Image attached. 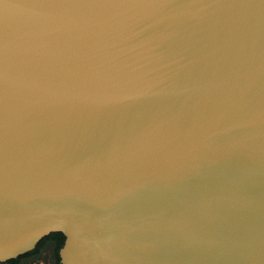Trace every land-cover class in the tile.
<instances>
[{"label": "water", "instance_id": "water-1", "mask_svg": "<svg viewBox=\"0 0 264 264\" xmlns=\"http://www.w3.org/2000/svg\"><path fill=\"white\" fill-rule=\"evenodd\" d=\"M264 264V0H0V264Z\"/></svg>", "mask_w": 264, "mask_h": 264}, {"label": "flooded vegetation", "instance_id": "flooded-vegetation-1", "mask_svg": "<svg viewBox=\"0 0 264 264\" xmlns=\"http://www.w3.org/2000/svg\"><path fill=\"white\" fill-rule=\"evenodd\" d=\"M58 246H59L58 240L50 237L44 241V248L39 256L26 258L24 261H26V263H29L32 260L45 259L47 264H59V260L57 256Z\"/></svg>", "mask_w": 264, "mask_h": 264}, {"label": "trees", "instance_id": "trees-1", "mask_svg": "<svg viewBox=\"0 0 264 264\" xmlns=\"http://www.w3.org/2000/svg\"><path fill=\"white\" fill-rule=\"evenodd\" d=\"M50 237H52L53 239H57L58 242H59V246H58V248H57V256H58V260H59V264H60L59 251H60V249L62 248V246L64 245L65 237H64L63 234H53V235H51ZM50 237H47L46 239H48V238H50ZM46 239H44V240H43V241L37 246V248H36L34 251H32V252H30V253H28V254H26V255H23V256H21V257H19V258H17V259L11 260V261L7 262L6 264H20L21 261H22L23 259L30 258V257H34V256H39L40 253L42 252L43 248H44V241H45Z\"/></svg>", "mask_w": 264, "mask_h": 264}, {"label": "rangeland", "instance_id": "rangeland-1", "mask_svg": "<svg viewBox=\"0 0 264 264\" xmlns=\"http://www.w3.org/2000/svg\"><path fill=\"white\" fill-rule=\"evenodd\" d=\"M25 259H23L21 261V264H47L45 259L39 260L40 263H38V260H32L29 263H26V261H24Z\"/></svg>", "mask_w": 264, "mask_h": 264}, {"label": "crops", "instance_id": "crops-1", "mask_svg": "<svg viewBox=\"0 0 264 264\" xmlns=\"http://www.w3.org/2000/svg\"><path fill=\"white\" fill-rule=\"evenodd\" d=\"M38 263H40L39 260H38Z\"/></svg>", "mask_w": 264, "mask_h": 264}]
</instances>
